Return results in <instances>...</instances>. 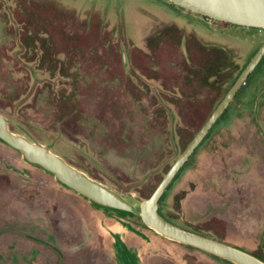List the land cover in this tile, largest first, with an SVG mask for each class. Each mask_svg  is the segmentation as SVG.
Here are the masks:
<instances>
[{
    "label": "rangeland",
    "instance_id": "1",
    "mask_svg": "<svg viewBox=\"0 0 264 264\" xmlns=\"http://www.w3.org/2000/svg\"><path fill=\"white\" fill-rule=\"evenodd\" d=\"M263 45L262 29L168 0H0V114L134 209L94 204L0 140V264H235L139 213ZM160 209L264 259V58Z\"/></svg>",
    "mask_w": 264,
    "mask_h": 264
},
{
    "label": "water",
    "instance_id": "2",
    "mask_svg": "<svg viewBox=\"0 0 264 264\" xmlns=\"http://www.w3.org/2000/svg\"><path fill=\"white\" fill-rule=\"evenodd\" d=\"M188 11L227 24L264 30V0H168ZM264 58V45L240 73L206 123L164 176L153 194L141 205L143 222L152 230L172 241L201 249L235 264H264V261L234 246L179 227L163 217L160 200L169 186L225 113L250 75ZM0 140L22 153L24 159L55 176L68 189L88 198L101 207L134 212L133 207L119 195L69 165L44 145L11 131L7 119L0 114Z\"/></svg>",
    "mask_w": 264,
    "mask_h": 264
},
{
    "label": "trees",
    "instance_id": "3",
    "mask_svg": "<svg viewBox=\"0 0 264 264\" xmlns=\"http://www.w3.org/2000/svg\"><path fill=\"white\" fill-rule=\"evenodd\" d=\"M206 18V17H205ZM229 25H232V24H229ZM165 30H167V31H165V36L167 37V39H171V38H173V36H175V34H176V37L177 36H179V37H183V31H181V30H179V29H165ZM259 30V29H258ZM176 32V33H175ZM212 57V56H211ZM215 59V60H214ZM212 62H213V64H214V66H215V64H217V58H216V56L213 54V60H212ZM212 62H211V65H212ZM210 65V69H212V66ZM244 69V68H243ZM217 70V69H216ZM243 71V70H242ZM241 71V72H242ZM240 72V73H241ZM240 75V74H239ZM238 75V76H239ZM238 76H237V78H238ZM236 78V79H237ZM236 79L233 81V83L236 81ZM233 83L231 84V86L233 85ZM230 89V88H229ZM228 92V91H227ZM220 103V102H219ZM218 106V105H217ZM239 124V123H238ZM238 124H233L231 127H229V128H232V127H234V126H237ZM257 126V125H256ZM203 127V126H202ZM237 128H241V126H237ZM199 131H200V129H199ZM198 131V132H199ZM256 131H257V129H256ZM197 132V133H198ZM197 135V134H196ZM249 136V138H253V136H254V134H253V132H252V135L251 134H248ZM194 139V138H193ZM252 141V140H251ZM236 142V141H235ZM160 202H161V200H160ZM160 204V203H159ZM159 211H160V213H161V215L163 216V217H165L168 221H170V222H172L173 224H175V225H177L176 223H174L173 221H171L170 219H168L163 213H162V211H161V209H160V207H159ZM179 226V225H178ZM181 227V226H180ZM184 228V227H183ZM189 230H191V229H189ZM192 232H194V233H198V231H196V230H192ZM198 234H201V233H198ZM213 239V238H212ZM215 240H217V241H219V239H215ZM220 242H223V243H225V241H222V240H220ZM225 244H227V243H225ZM232 246H234V247H236V248H239V247H237L236 245H232ZM241 249V248H240ZM241 250H243V251H245V252H248V253H250V254H252L253 256H255V257H257V258H259V259H261L262 261H264V259L262 258V257H260L259 255H257V254H255V253H253V252H251V251H247V250H244V249H241Z\"/></svg>",
    "mask_w": 264,
    "mask_h": 264
},
{
    "label": "flooded vegetation",
    "instance_id": "4",
    "mask_svg": "<svg viewBox=\"0 0 264 264\" xmlns=\"http://www.w3.org/2000/svg\"><path fill=\"white\" fill-rule=\"evenodd\" d=\"M175 105V104H174ZM176 106V105H175ZM169 123H168V118L165 113V137L168 136L167 131H168Z\"/></svg>",
    "mask_w": 264,
    "mask_h": 264
}]
</instances>
